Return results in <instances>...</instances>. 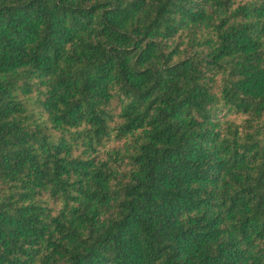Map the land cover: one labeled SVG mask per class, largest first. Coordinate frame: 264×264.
<instances>
[{
	"label": "trees",
	"instance_id": "obj_1",
	"mask_svg": "<svg viewBox=\"0 0 264 264\" xmlns=\"http://www.w3.org/2000/svg\"><path fill=\"white\" fill-rule=\"evenodd\" d=\"M0 264H264V0H0Z\"/></svg>",
	"mask_w": 264,
	"mask_h": 264
}]
</instances>
